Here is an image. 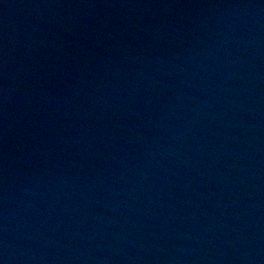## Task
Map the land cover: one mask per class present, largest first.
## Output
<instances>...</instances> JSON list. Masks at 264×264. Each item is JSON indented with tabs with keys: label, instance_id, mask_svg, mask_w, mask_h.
Segmentation results:
<instances>
[{
	"label": "water",
	"instance_id": "95a60500",
	"mask_svg": "<svg viewBox=\"0 0 264 264\" xmlns=\"http://www.w3.org/2000/svg\"><path fill=\"white\" fill-rule=\"evenodd\" d=\"M0 264H264V0H0Z\"/></svg>",
	"mask_w": 264,
	"mask_h": 264
}]
</instances>
